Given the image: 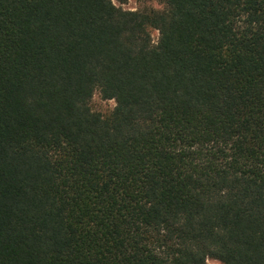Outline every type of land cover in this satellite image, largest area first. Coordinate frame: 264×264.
<instances>
[{
  "label": "trees",
  "instance_id": "obj_1",
  "mask_svg": "<svg viewBox=\"0 0 264 264\" xmlns=\"http://www.w3.org/2000/svg\"><path fill=\"white\" fill-rule=\"evenodd\" d=\"M159 1L0 0V264H264V0Z\"/></svg>",
  "mask_w": 264,
  "mask_h": 264
},
{
  "label": "rangeland",
  "instance_id": "obj_2",
  "mask_svg": "<svg viewBox=\"0 0 264 264\" xmlns=\"http://www.w3.org/2000/svg\"><path fill=\"white\" fill-rule=\"evenodd\" d=\"M116 4L122 5L126 9H139V8H156L161 9L163 4L159 0H127L125 3H120L119 1L115 0ZM158 31L153 32L154 39L157 40L158 38ZM116 102L114 100H106L101 97V95L96 92L92 99V107L94 110L101 111L103 113H107L111 111ZM211 263H217L216 260L210 259Z\"/></svg>",
  "mask_w": 264,
  "mask_h": 264
}]
</instances>
